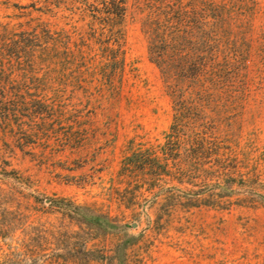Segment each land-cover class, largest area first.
Listing matches in <instances>:
<instances>
[{"label": "rangeland", "instance_id": "1", "mask_svg": "<svg viewBox=\"0 0 264 264\" xmlns=\"http://www.w3.org/2000/svg\"><path fill=\"white\" fill-rule=\"evenodd\" d=\"M160 1L128 0L113 75L95 71L96 46L85 60L71 53L86 27L78 3L0 0V25L48 21L68 42L12 75L19 98L49 107L43 122L23 106L17 133L0 131V264H264V0H182L209 8L210 23L212 4H225L223 36L208 37L226 61L212 87L181 95L170 142L176 112L143 32ZM133 152L142 159L124 165Z\"/></svg>", "mask_w": 264, "mask_h": 264}, {"label": "trees", "instance_id": "2", "mask_svg": "<svg viewBox=\"0 0 264 264\" xmlns=\"http://www.w3.org/2000/svg\"><path fill=\"white\" fill-rule=\"evenodd\" d=\"M73 2L79 4L78 10L81 17L86 19V27L78 32L79 45L76 51H71L72 55L85 60L87 55L91 56V51L96 46L92 57H97L100 66L95 71L99 70L100 74L105 72L121 74L124 66V25L128 0H73ZM160 2L158 8L149 12L144 19L143 32L148 40L149 58L159 68L176 112L167 133L170 142L171 138L175 137L181 121L179 111L186 109V102L180 98L181 95L212 87L215 84L214 79L218 78L219 74L222 76V72L225 71V50L221 43L212 40L208 34L209 30L214 28L213 36H223L228 15L224 3L212 4L214 20L210 23L208 20L210 15L206 12L209 8L201 11L203 14L200 15L195 11L194 5L190 4L187 7L182 0ZM40 11L49 13L51 7L47 5L45 10ZM60 32L62 30L56 31L48 21L43 20H39L27 30H15L8 24L0 25V131L14 130V133H17L16 126H19L20 119L17 118L20 116L18 112L26 105L37 112L43 122L48 120L47 102L42 98H31L29 101L19 98L18 86L12 75L19 74L23 58L34 51L38 54L34 63L39 65H48L55 57L68 53L65 46L68 43L67 36ZM83 47L89 51L82 50ZM28 62L33 63L30 60ZM191 131L193 133L192 129ZM195 133L198 132L193 134ZM141 156L139 152H133L124 158L123 164L129 165L137 159H142ZM58 201L49 199L48 205L52 206ZM82 208L92 212L89 207ZM70 212L82 219L87 218V214L81 212L78 205H74ZM92 215L89 221L93 218H102L111 224V218L107 214L93 212Z\"/></svg>", "mask_w": 264, "mask_h": 264}]
</instances>
